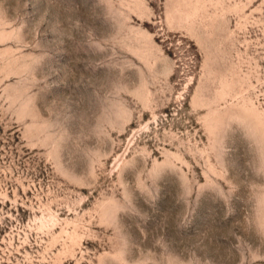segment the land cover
<instances>
[{"label": "rangeland", "instance_id": "rangeland-1", "mask_svg": "<svg viewBox=\"0 0 264 264\" xmlns=\"http://www.w3.org/2000/svg\"><path fill=\"white\" fill-rule=\"evenodd\" d=\"M0 264H264V0H0Z\"/></svg>", "mask_w": 264, "mask_h": 264}]
</instances>
